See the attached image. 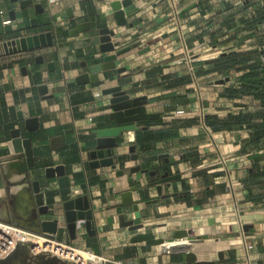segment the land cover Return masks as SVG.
Returning <instances> with one entry per match:
<instances>
[{"label":"crops","instance_id":"0c3cea01","mask_svg":"<svg viewBox=\"0 0 264 264\" xmlns=\"http://www.w3.org/2000/svg\"><path fill=\"white\" fill-rule=\"evenodd\" d=\"M110 1L34 0L22 6L20 0H0V63L14 62L0 69V218L33 227L20 222L25 218L16 210L13 190L18 167L26 163L12 143L13 129L20 128L23 137H31L35 156V164L22 170L23 187L33 196L31 181L40 180L50 205L40 218L59 219L57 239L103 256L105 264H197L185 252L133 240L141 231L168 238L176 229L187 228L203 237L191 244L201 260L220 261L223 251L221 260L264 264V197H249L251 191L264 192V184L247 183L256 152L242 151L251 145L254 127L235 121L261 101L250 93L230 95L229 89L240 87L241 70L218 68L222 54L264 49V0H181L182 29L173 24L167 0H134L141 11L129 17L132 26L117 24ZM83 21H91V28L73 35L71 30ZM105 25L115 29L118 48L131 45L132 35L140 32L141 45L116 61L118 67L126 66L122 72L101 67L107 52L101 50L99 29ZM44 31H52V45L20 52H9L5 45L12 38ZM146 46L150 49L140 52ZM188 51H193L196 80L184 57ZM37 54L44 55L43 62L26 63V57ZM51 61L55 64L49 65ZM86 71L97 72L99 82L77 83L76 77ZM227 76L229 80L217 82ZM119 83L132 96L146 95L147 111L161 115L123 123L133 126H126L117 138L116 167H94L88 151L96 147L98 132L119 125L110 117L111 95L103 90ZM41 84L48 85L47 93L40 90ZM208 114L217 115L220 128L203 124ZM30 117L38 118L36 129L28 127ZM56 136L63 140L53 142ZM131 145L139 154L136 160ZM259 147L257 153H263L264 138ZM260 163L264 167V159ZM57 164L66 168L70 193L62 192L67 186L62 187L58 177L46 176V167ZM136 164L147 171L133 173L130 180ZM167 169L171 174L180 169L182 176L163 184L159 193L149 183ZM135 184L133 197L140 200L141 214L137 216L131 205H124L123 211L144 224L139 229L121 225L116 207ZM84 193L93 199L96 233L80 220L72 236L63 203ZM30 212L28 217L37 221L35 204ZM241 223L251 224L244 235ZM243 240L251 246L246 249Z\"/></svg>","mask_w":264,"mask_h":264},{"label":"water","instance_id":"95a60500","mask_svg":"<svg viewBox=\"0 0 264 264\" xmlns=\"http://www.w3.org/2000/svg\"><path fill=\"white\" fill-rule=\"evenodd\" d=\"M14 1V0H11ZM164 0H159L162 2ZM34 4V0H20V4L22 6H27L28 4ZM110 5L113 8V17L116 20L118 25H133L132 21H129V17L137 14L141 11V8L137 6L134 0H111ZM36 7H43L42 3H35ZM194 5H191V8ZM70 15L72 13V7L67 9ZM14 10H11L12 17L14 16ZM141 19V17H140ZM91 28V21H83L76 25L71 30L73 35H77L80 32L89 30ZM100 34V47L101 50L107 52L104 55V61L101 64L102 69H110L117 68L118 72H122L126 69V66L123 65L121 67L117 66V60L120 55L132 49V47H137L141 45L140 32H137L132 35L133 43L130 45H126L124 47H120V41L118 39H114L116 37V31L113 27L109 25H105L99 29ZM54 43V37L52 31H44L41 33H35L30 35H23L19 37L12 38L5 42V45L9 52H20L29 49H35L40 47H45L48 45H52ZM152 43V40L149 44ZM150 49V46L144 47L140 52H144ZM26 63L38 62L41 63L44 61V55H30L26 57ZM13 61L0 63V69L5 67H12ZM49 65H54L55 62L51 61L48 63ZM22 71L27 73V65L22 66ZM230 77L220 78L217 82H225L229 80ZM76 82L79 84L83 83H97L99 82V74L97 72L86 71L79 74L76 77ZM40 90L43 93L48 92V85L41 84L39 86ZM104 93L110 94V104L112 108V112L110 113L111 119H114L119 125L106 128L100 132H98L97 144L94 149L88 151V156L90 158V164L92 166H112L116 167V158L118 156L117 147L120 145V141L117 139L123 130L133 125H122L123 123H127L130 121H138L150 118L160 117V113L158 112H148L146 103L147 97L146 95L132 96L128 89L123 87L122 83L115 84L109 87H106L103 90ZM27 125L30 129H36L39 125V120L37 117H30L27 119ZM13 139L12 143L14 146L15 154H24L26 157V163L24 164V168L22 170H27L29 167L35 164V156L34 149L32 146L31 137H23L21 134L20 128H15L12 131ZM63 140L62 136H56L53 139V142L59 143ZM131 151V158L136 160L139 157V154L135 151V145H131L129 147ZM164 156H168L167 153L163 154ZM47 177H58L62 187L67 186L66 190H62L63 193H70V181L69 176L66 174V168L63 164H57L48 166L45 169ZM138 171H147L141 169L140 164H136L131 167L130 177L129 179H133V173ZM122 172V171H120ZM157 170H153L151 172L152 175L156 174ZM182 176V171L180 169L176 170L175 173L171 174L167 169L163 173H161L160 177L152 182L149 185H155L159 191L162 193L163 184L171 185L172 181L180 179ZM32 187L31 191L33 194L34 203L38 208V216H37V226L30 227L31 230L36 232L44 231V232H57L58 230V222L59 219H41L40 215L47 214L49 212V203L45 202L44 192L41 190V184L39 179H34L31 181ZM138 188V185L135 184L132 188L122 195V201L116 204L117 212L119 213L120 223L124 226H129L131 229H139L144 226L143 223H135V218H127L126 213L123 211L124 205H131L134 212L137 216H140V200L134 199L133 192ZM65 209V216L67 221V226L72 234L75 235L77 224L80 220H83L88 231L92 233H96V217H95V207L92 198L89 193L79 194L72 196L66 199L63 203ZM111 219V218H110ZM251 227V224H245L244 228L248 230ZM135 241L145 240L151 244H163L165 247V251L167 252H185L187 259L189 261H195L197 264H237L236 261H225L221 260L224 257V252L219 251V259L217 260H207V259H199L196 251L191 249V244L195 242H199L203 240L202 235L194 234L193 229L187 228H179L176 229L172 236L165 237H157L155 233L150 231H141L135 234L133 237ZM20 247H24L26 249V245H19L18 248L10 254L5 259L0 260V264H11L14 257H20ZM27 252V250H26ZM28 254V252H27ZM29 255V254H28ZM29 257H31L29 255ZM33 260L41 262H49L53 261L54 263L59 264H74L72 262L60 260L57 258L49 257V256H39L37 258L31 257ZM62 262V263H61Z\"/></svg>","mask_w":264,"mask_h":264},{"label":"built area","instance_id":"2783aa9c","mask_svg":"<svg viewBox=\"0 0 264 264\" xmlns=\"http://www.w3.org/2000/svg\"><path fill=\"white\" fill-rule=\"evenodd\" d=\"M169 4V16L177 29H182V5L181 0H167ZM5 23L10 22V19L4 20ZM182 32V31H181ZM183 35V32H182ZM192 56L185 58L188 62L190 73L194 80L197 79L196 66L193 59V51H188ZM92 119V117H90ZM206 125L204 118L202 119ZM230 188L234 187L232 180L228 181ZM91 196V195H90ZM93 200V199H92ZM243 235L245 228L241 223ZM32 235L34 237H32ZM246 249L251 246V243L245 241ZM19 245H26V250L31 257L49 256L60 260L72 262L74 264H105L107 261L103 256L81 249L70 243H66L57 239L53 232L39 233L27 227L19 225L10 220L0 218V260L5 259L12 254ZM248 245V246H247Z\"/></svg>","mask_w":264,"mask_h":264},{"label":"trees","instance_id":"16d2710c","mask_svg":"<svg viewBox=\"0 0 264 264\" xmlns=\"http://www.w3.org/2000/svg\"><path fill=\"white\" fill-rule=\"evenodd\" d=\"M230 67H236L237 70H241L238 77L240 87L231 88L228 93L232 96L238 93H250L261 101L260 105L254 107L253 110L242 112L236 116L235 121L239 124H252L254 127L251 145L243 147L242 151L254 150L256 152L252 156L254 164L252 169L249 170L251 177L247 180V183L249 181L251 184L262 185L264 184V167L261 166L260 160L264 159V151L263 153H257V150L260 149V142L264 138V49L257 52L234 51L220 55L218 68L228 69ZM215 117L217 115L208 114L205 115L204 119L207 125H211L213 128H220L221 126L214 120ZM249 197L262 200L264 192L251 191Z\"/></svg>","mask_w":264,"mask_h":264},{"label":"bare ground","instance_id":"6f19581e","mask_svg":"<svg viewBox=\"0 0 264 264\" xmlns=\"http://www.w3.org/2000/svg\"><path fill=\"white\" fill-rule=\"evenodd\" d=\"M18 168L20 169L21 172H19L20 174H15V177L13 179L15 181L13 190H14V193L17 195V205H16L17 209L16 210L20 218H25L23 220L19 219L21 223L35 227L36 221L28 217L29 213H31L30 209H32L33 205L35 204L32 198L33 196L30 194L29 191H27V189L23 187L24 180H22L23 179L22 165L19 166ZM195 248H196V245L194 246L193 249ZM20 251H21L20 257H14L11 264H38V261H35L31 257H29L24 247H20ZM39 263L40 264H57V263H54L53 261H49V262L39 261Z\"/></svg>","mask_w":264,"mask_h":264},{"label":"rangeland","instance_id":"374dc122","mask_svg":"<svg viewBox=\"0 0 264 264\" xmlns=\"http://www.w3.org/2000/svg\"><path fill=\"white\" fill-rule=\"evenodd\" d=\"M192 54V52L191 53H185L184 54V57L186 58V57H188V56H190ZM192 56V55H191ZM240 230H241V232H243V229H241V227H240ZM32 237H34L33 235H32ZM244 241V240H243ZM244 243H245V241H244ZM243 243V244H244ZM248 243H250V242H248ZM243 244H241V245H243ZM244 246H246V244H244Z\"/></svg>","mask_w":264,"mask_h":264}]
</instances>
